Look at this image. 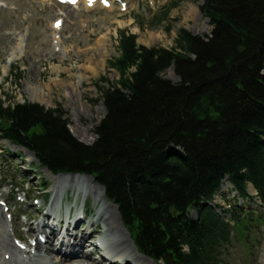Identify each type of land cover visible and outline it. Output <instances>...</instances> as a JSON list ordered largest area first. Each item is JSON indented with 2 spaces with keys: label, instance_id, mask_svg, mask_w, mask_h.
<instances>
[{
  "label": "trees",
  "instance_id": "obj_1",
  "mask_svg": "<svg viewBox=\"0 0 264 264\" xmlns=\"http://www.w3.org/2000/svg\"><path fill=\"white\" fill-rule=\"evenodd\" d=\"M200 11L211 35L179 30L170 49L120 32L110 63L120 79L100 89L106 114L91 146L71 135L61 109L0 99V140L33 152L53 174L91 176L138 250L164 264H223L229 227L200 203L225 176L241 196L250 183L264 203V0H203ZM170 67L177 83L164 78ZM233 216L242 238L261 218Z\"/></svg>",
  "mask_w": 264,
  "mask_h": 264
},
{
  "label": "rangeland",
  "instance_id": "obj_2",
  "mask_svg": "<svg viewBox=\"0 0 264 264\" xmlns=\"http://www.w3.org/2000/svg\"><path fill=\"white\" fill-rule=\"evenodd\" d=\"M170 1L154 0V8L150 12L142 0H127L129 10L121 14L116 10L59 9L52 5L50 0H45L44 3L41 0H0V98L5 104L30 100L42 104L46 109L55 108L59 104L69 122L71 134H76L75 138L91 144L94 141L92 130L105 115L101 102H91L100 97L99 90L93 86V82L100 80L101 76H104L109 84H115L119 80L116 71L107 68L109 60L117 57L115 42L118 30L126 29L129 33L135 34L138 45L166 49L174 46L176 34L182 28L200 36L210 34L208 20L199 10L201 0H178L177 7L169 12L167 20L162 22L161 27L150 28L146 21L149 22L151 16L157 15ZM57 16L65 20L60 45L62 54H54L51 46L50 23ZM141 22L145 24L142 28ZM167 26L170 28L168 33L164 29ZM21 39H27V49L22 61H17L18 57L14 55V51L18 40ZM62 56L66 61L61 62ZM16 64L23 71L19 87L13 84L9 74L12 66ZM4 75L8 76V79H4ZM164 78L173 83L178 82L169 69ZM99 85L107 87V84L101 82ZM30 87L36 88L37 98L33 97ZM3 147L12 155L0 157L2 173L14 174L13 180L19 181L23 175L19 170L28 167L23 161L29 160L33 163L35 161L29 152L7 142L0 144V153L3 152ZM33 168V173L39 176L36 179L34 175L29 174L28 181L34 186L32 193L39 194L38 184L42 182H46L50 189L53 186L57 187L61 192L62 210L77 193L76 189L82 188V184L85 190L90 189L87 198L91 202V209L97 205L89 221L94 222L99 209L105 207L98 191L94 187V190H91L92 185L87 181L78 178H59L49 175L44 170H37L35 166ZM53 197V194L49 197V205ZM216 202L222 201L217 197ZM30 206V204L22 206L20 210L28 211ZM96 225L100 234L93 240L105 237L101 221ZM82 230L88 232L86 227ZM258 231V234L251 235L252 244L255 245L250 251H247L244 243L236 236L233 237L228 247L230 255H227V264H264V224L260 225ZM76 232L80 235L82 231ZM121 232L127 241L126 245H129L128 232L124 228ZM114 235L108 232L106 240L112 239ZM129 251H132L131 247ZM86 252H92V260L97 257L92 246H89ZM74 256L76 258L67 264H84L79 255ZM55 260L61 262L58 257Z\"/></svg>",
  "mask_w": 264,
  "mask_h": 264
},
{
  "label": "bare ground",
  "instance_id": "obj_3",
  "mask_svg": "<svg viewBox=\"0 0 264 264\" xmlns=\"http://www.w3.org/2000/svg\"><path fill=\"white\" fill-rule=\"evenodd\" d=\"M170 73L172 74V70L169 69ZM80 79V78H79ZM31 92L33 94L34 98H37L38 93L36 91V88L34 87H30ZM102 107V106H101ZM103 109V107H102ZM104 110V109H103ZM76 135V134H74ZM59 178H78V179H82L84 181H87L89 184H92L94 188H96L99 192H100V196L104 201V204L107 206L106 208H101L98 213H97V219L96 222L101 221L103 228L105 230V232H107L106 236H108V232L115 234L117 239L112 241L109 244H105V247L108 250V254H109V264H116L117 262H120L121 264L125 261L127 262H136V264H154L152 261H150L149 259H147L146 257L140 255L136 249L133 247L132 243H129V247L132 248V251L129 252L128 251V247L125 245L126 241L124 240L123 234L121 232V230L123 231V227L121 224V221L119 220V216L117 213V209L116 207L107 202V200L104 197V193L101 187H99L97 184H93L92 180L88 177L85 176H62ZM226 184V183H225ZM94 188H91L92 190H94ZM222 189H224V186H222ZM112 210H111V209ZM1 214H0V246H7L10 248V246L7 244V241H5L2 237L4 236V233L2 231V226H3V221L1 218ZM31 232H36V230H32ZM93 234V237H96L94 235H98L99 231L97 228H95L94 230L91 231ZM114 235V236H115ZM88 235H84L81 238H87ZM52 238H53V234H50V245L52 243ZM49 247L48 244L47 246H39L37 245V249L40 251H43L42 257L40 258L41 261L38 262V264H60L57 263V261H55L56 257H51V252L49 251ZM83 246H75L73 248V251H82L83 250ZM134 255L136 257H134ZM24 262V261H23ZM84 264H102V260H97V261H93L88 259V256L85 255L84 256Z\"/></svg>",
  "mask_w": 264,
  "mask_h": 264
}]
</instances>
